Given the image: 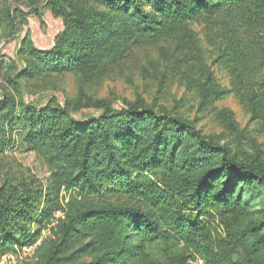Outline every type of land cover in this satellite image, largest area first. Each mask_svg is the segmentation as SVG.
<instances>
[{"label": "trees", "instance_id": "obj_1", "mask_svg": "<svg viewBox=\"0 0 264 264\" xmlns=\"http://www.w3.org/2000/svg\"><path fill=\"white\" fill-rule=\"evenodd\" d=\"M17 2L35 8L42 0ZM45 7L64 24L52 49L25 37L15 57L0 54V157L19 145L52 173L42 188L5 174L0 258L30 246L25 264H159L156 253L178 249L169 264H264L262 160L240 159L196 121L142 99L121 109L97 101L100 113L78 119L70 101L39 105L20 89L23 78L51 74L100 79L132 47L149 45L202 109L235 94L263 120L264 0H48ZM162 65L153 63L155 76ZM219 116L235 126L230 111ZM50 226L51 238L42 239Z\"/></svg>", "mask_w": 264, "mask_h": 264}, {"label": "rangeland", "instance_id": "obj_2", "mask_svg": "<svg viewBox=\"0 0 264 264\" xmlns=\"http://www.w3.org/2000/svg\"><path fill=\"white\" fill-rule=\"evenodd\" d=\"M17 1L0 0V54L6 61L8 56L17 55L25 37H29L37 49L46 51L52 49L55 37L64 29L62 19L55 17L45 7L48 0L45 5V1L42 0L40 5L35 7L44 5L38 11H31L35 8H27ZM9 11L14 17L16 30L10 26ZM18 11L20 13H17ZM195 29L204 39V27L197 25ZM11 32L13 33L10 36ZM164 46L172 53L171 44ZM155 62L163 64L159 67L163 71L158 72L160 74L157 76L153 67ZM163 72L166 74L162 75ZM215 74L222 85H228L229 79L225 72L215 69ZM5 84L3 76H0V86ZM20 86L22 97L29 102L33 101L40 105L56 100L64 105L65 102L70 101L74 107L73 113L78 119H82V115L91 116L100 113V109L93 107L97 101H106L112 108L121 109L126 102L142 99L147 104H156L158 108L175 109L186 118L196 121L197 127L204 135L212 136L222 145L229 146L240 159L251 156L264 162V119L253 120L235 94L213 107L202 109L197 97L181 87L179 77L164 66L160 49L154 46L132 47L120 64L113 66L105 77L97 80L82 82L80 76L75 74H51L33 79L23 78ZM3 98L4 94L0 91V100ZM224 110L233 114L234 127L229 126L225 118H220L219 113ZM19 148L18 145L14 150L7 151L0 157V167L4 172L0 173V188L6 182V173L15 183L26 181L33 188L47 186L51 178V169L35 153ZM61 196H66L64 191ZM52 226L44 231L42 239L51 238ZM34 251V247H24L20 251L21 264L31 262ZM179 252L178 249L162 251L156 253L155 260L159 264H169L171 257H175ZM189 263L203 264L202 261L195 259Z\"/></svg>", "mask_w": 264, "mask_h": 264}, {"label": "built area", "instance_id": "obj_3", "mask_svg": "<svg viewBox=\"0 0 264 264\" xmlns=\"http://www.w3.org/2000/svg\"><path fill=\"white\" fill-rule=\"evenodd\" d=\"M56 216H57V218H61V217H63V213L58 212L56 214ZM44 234H45V232H43V235ZM21 259L22 258L20 256V252L17 254H7V255L3 256L2 258H0V264H21L22 263Z\"/></svg>", "mask_w": 264, "mask_h": 264}, {"label": "water", "instance_id": "obj_4", "mask_svg": "<svg viewBox=\"0 0 264 264\" xmlns=\"http://www.w3.org/2000/svg\"><path fill=\"white\" fill-rule=\"evenodd\" d=\"M44 1H45V2H44V5H45L46 2H47V0H44ZM44 5H42V6L39 7V8H35V9L31 10V11H38V10L42 9V8L44 7Z\"/></svg>", "mask_w": 264, "mask_h": 264}]
</instances>
